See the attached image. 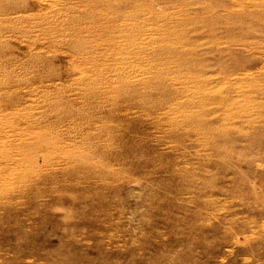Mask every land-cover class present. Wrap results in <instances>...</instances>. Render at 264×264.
Returning <instances> with one entry per match:
<instances>
[{
  "label": "rangeland",
  "instance_id": "374dc122",
  "mask_svg": "<svg viewBox=\"0 0 264 264\" xmlns=\"http://www.w3.org/2000/svg\"><path fill=\"white\" fill-rule=\"evenodd\" d=\"M0 264H264V0H0Z\"/></svg>",
  "mask_w": 264,
  "mask_h": 264
}]
</instances>
